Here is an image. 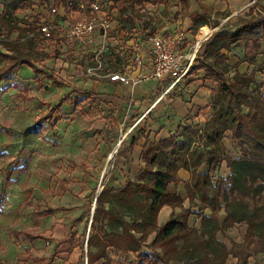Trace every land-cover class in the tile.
Wrapping results in <instances>:
<instances>
[{
  "label": "rangeland",
  "instance_id": "obj_1",
  "mask_svg": "<svg viewBox=\"0 0 264 264\" xmlns=\"http://www.w3.org/2000/svg\"><path fill=\"white\" fill-rule=\"evenodd\" d=\"M16 1L0 0V51L6 53L9 46L15 51L12 52L14 55H20L19 60H13L16 65L8 77L0 82V261L4 264H87L86 241L93 233L91 217L104 177V186L119 187L122 174L125 177L129 176L128 173L136 176L140 165L135 151L131 153L135 139L148 134L151 139L155 137L144 121L120 123L122 108L118 105L123 98L108 99L106 93L81 88L79 81L85 77L82 63L78 58L64 54V48L59 54L54 51V44L41 51L29 42H6L8 37L17 39L35 20L37 12H42L35 6L43 0H26L19 3L21 7L18 10L14 9ZM147 1L153 4L164 2ZM224 8L222 12L203 14L209 18V26L231 27L251 11L253 14L259 9L264 11V0H231ZM5 9H8L7 16H3ZM200 27L199 24L193 32L197 35L193 40L185 39L184 48H193L197 40L203 38L199 36ZM199 42L197 66L205 59L204 41ZM261 51L258 52L254 44L246 49L243 42L232 47L230 52L223 51L230 57L225 62L229 67L227 76L232 77L238 69L254 78L256 84L252 85L253 88L264 83V45ZM23 60L30 61L41 72H35L39 76L32 74L31 78L25 79L26 83L15 82L11 76L16 74L19 65H24ZM8 62V59L0 57V70ZM64 67L71 69L64 70ZM191 84H195V88H190ZM67 86L73 88H64ZM218 88L219 82L207 70H193L182 86L171 91L167 100L158 103L151 119H166L159 122H169L171 132L179 130L188 135L191 146L202 153L205 150L203 144L212 131L214 113L225 108ZM160 94L161 91L157 92L156 98ZM263 94L264 87H258L260 105L264 104ZM196 97L200 104L174 121L173 117L178 115L172 110L173 100L178 98L179 103L186 107ZM61 100L67 105L58 107ZM214 103L217 105L215 109ZM53 107L50 119L39 127L40 119ZM185 129L199 133L204 139ZM222 140L225 159L242 155L230 129L225 131ZM201 161L196 159L198 169L203 170L205 165ZM220 172L224 177L228 175L225 166L220 168ZM218 176L213 177V182L218 181ZM113 180L118 182L113 184ZM180 193L189 206L187 190H180ZM196 201L200 203L198 196ZM258 207L264 211V198ZM50 208L55 211L43 214ZM175 211L179 212L180 208L176 207ZM190 221L200 224L201 219L193 215ZM246 231L247 225L239 223L226 232V237L222 233L219 237L230 249L241 252L243 256L249 254L250 264H264V243L259 245L257 238L247 241ZM31 236L40 238L32 239ZM107 252L113 264H156L123 246H110ZM228 261L227 264H237L238 259L230 256Z\"/></svg>",
  "mask_w": 264,
  "mask_h": 264
},
{
  "label": "trees",
  "instance_id": "obj_2",
  "mask_svg": "<svg viewBox=\"0 0 264 264\" xmlns=\"http://www.w3.org/2000/svg\"><path fill=\"white\" fill-rule=\"evenodd\" d=\"M25 1L17 0L14 9L18 10L21 7L19 3ZM128 2L132 3L131 0ZM180 2L182 13L188 12V1ZM7 15L8 9H5L3 16ZM190 18L196 27L199 24L209 25L206 15L192 13ZM34 30L35 25L27 26L15 42L20 44L24 35ZM241 42L246 49L254 44L257 51L262 52L263 10L259 9L255 14L251 11L231 27L218 28L202 44L205 59L192 71L207 70L219 82L218 91L225 104L222 111L214 113L211 134L203 144L205 150L200 153L191 146L188 135L179 130L159 140H152L146 135L141 152L144 168L135 179H129L124 186L117 188L104 186V177L101 183L103 188L96 196V207L91 217L93 233L86 241L87 264H113L107 252L110 246H123L156 264H227L230 256L238 259L237 264H250L249 254L243 256L241 252L230 249L219 237L221 233L226 237V232L235 225L245 223L246 240L257 238L259 245L264 243V211L258 207L264 198V104L260 105L257 99V88L264 87V83L253 88L252 85L256 84L254 78L238 69L232 77H228L229 67L225 62L230 57L228 53H223L225 50L230 52ZM0 57L9 60L8 65L0 70L2 82L16 65L13 60H19L20 55L0 52ZM21 62L33 66L28 60ZM62 104L58 103V107ZM216 107L214 103V109ZM54 109L40 119L39 127L50 119ZM228 129L233 139L238 141L242 155L225 159L220 141ZM185 131L204 139V136L190 129ZM197 153L200 155L197 156ZM196 156L202 160L205 169H198ZM222 164L229 169L226 177L216 171ZM182 168L191 172L190 180L179 177L178 171ZM217 175L218 181L215 183L213 177ZM181 184L187 190L188 207L180 193ZM196 196L200 203L196 201ZM166 205L171 206L173 212L170 220L160 225L158 215ZM176 207L180 208L179 212L175 211ZM207 208L212 211L210 215L206 214ZM54 211L50 208L43 214ZM220 212L225 214L224 218L219 215ZM193 215L201 219L199 226L190 223ZM152 236L153 239H150ZM0 264L4 262L0 261Z\"/></svg>",
  "mask_w": 264,
  "mask_h": 264
},
{
  "label": "built area",
  "instance_id": "obj_3",
  "mask_svg": "<svg viewBox=\"0 0 264 264\" xmlns=\"http://www.w3.org/2000/svg\"><path fill=\"white\" fill-rule=\"evenodd\" d=\"M44 11L35 30L23 40L54 41L85 58L86 75L94 80L137 85L156 80L166 84V93L189 77L197 64L200 42L185 50L184 35L148 32L143 40L127 39L114 27L116 0H60L43 3ZM43 14V15H42Z\"/></svg>",
  "mask_w": 264,
  "mask_h": 264
},
{
  "label": "crops",
  "instance_id": "obj_4",
  "mask_svg": "<svg viewBox=\"0 0 264 264\" xmlns=\"http://www.w3.org/2000/svg\"><path fill=\"white\" fill-rule=\"evenodd\" d=\"M44 1L59 2L60 0H43L42 3ZM116 1H117V5L114 8L115 30L118 34H120L122 38L125 35H127L126 38L132 39V40H136L137 38H140L143 40L145 34H147L148 32L150 33V32H155V31L166 33V34H172V35L183 34L185 39L187 40L189 38L192 39L193 37H196L197 35L193 33L195 32L196 26L194 22L191 20L190 14L192 13L210 14L212 12H216V13L222 12L225 9L224 6L225 5L227 6V3H231V0H200V1L187 0L189 4L188 12L182 13V4L180 0H164V2H160L159 4L149 3L147 0H140L141 2L136 1V0H131L132 3H129L128 0H116ZM42 3L35 6V8H38V9L40 8L42 12L41 11L37 12V17L31 23L33 25H35V21L38 19L40 13H44V7ZM133 12L135 14H133ZM205 26L209 29V32L203 38L198 39L197 41L205 42L212 35V33L216 29L219 28L218 25L214 26L213 28L212 26H209V25H205ZM205 26H201V27L203 28ZM201 27L199 28L200 33L202 30ZM185 39H184L182 46H185V44L187 43ZM16 40L17 39H10V38L6 39V41H14V42ZM22 41L30 42L32 45H35L36 47H38V49L40 48L41 51H44V49H46L47 47L53 46L52 44H54V51H56L57 53L60 54L61 48H64L65 49L63 52L64 54H66L67 56L72 55L73 57L78 58V62L82 63L81 69H83V74L85 75V77H83L79 81L81 88H83L84 90L90 89L96 92L106 93L107 95L105 96L108 99L110 98L117 99L118 97L123 98L121 103L118 105V107L122 108L121 109L122 111L119 112L122 114L120 123L125 122L126 120L131 121V122H135L138 120L140 123L144 121L149 127V130L152 131V135L155 137L156 140L167 138L171 136V134L175 133V131L171 132V129H170L171 126L169 122H166V124L160 123L163 121L165 122L166 119H163V120L159 119L157 121H153L151 119V116H154L155 109L159 106L158 103L163 102V100H167V95L171 91H173L175 88L166 93V88H167L166 84L162 82H158L156 80L141 81L137 85H133L132 83H127V84L111 83L109 82L108 79L94 80V79L89 78L86 75L85 58L82 52L78 48H74L73 50H71L68 47H61L58 43L54 41H51L52 43H49V44L48 43H45V44L38 43L33 40H23V38H22ZM5 45L8 46L9 44H5ZM184 49L190 50L191 48H184ZM0 52H2V50ZM5 52L6 54H13L15 51L8 46ZM68 65L69 63H66V66ZM70 66L73 67V65H70ZM33 67L34 66H30L28 64L19 65L16 68V74L12 75L11 77H14L15 82L19 81L22 83L23 82L26 83L25 79L31 78L32 74L34 77L39 76V74L37 73L35 74V72H38V73L41 72L38 69L37 71H35ZM71 67L70 68L64 67L65 68L64 70H69L71 69ZM200 71L201 70H198V72ZM13 73H15V70L13 71ZM43 77L44 76L42 75L41 78ZM30 82L32 81L30 80ZM27 83H29V81H27ZM179 86H182V83ZM191 87L195 88V84H191L190 88ZM64 88L71 89L73 87L67 86ZM159 88H160L161 94L159 95L158 98H156L157 97L156 93L157 92L160 93V91H158ZM199 100L200 99L196 97L194 100H192V103L186 104L185 105L186 107H184V105L179 103L178 98L173 100L172 105H174V102H175V105L174 107H172V110L176 111L177 113L176 115H178V117L177 116L173 117L174 118L173 120L176 121L179 118H181V116L187 115V113H189L190 110L193 109L194 105L197 106L200 104ZM60 102H63L61 107L67 105L64 100H61L58 103ZM138 111H139V115L137 114ZM135 140L136 141L133 146L134 149H131V153L135 151L137 162L140 165V170H142L144 168V162L141 159V152H142L143 146L146 143V138L144 136H138ZM224 166L228 174L229 169L227 168L225 164H223L222 167L220 165V167H218L216 171L219 172L220 168H223ZM220 174L222 173L220 172ZM128 175H129L128 177H125V175L122 174V178L120 177V180H122L121 183L123 185H125L129 179L131 180L135 179V175L131 176L129 173ZM178 175L180 178L186 181L190 180L191 178V172L183 168L178 171ZM114 180L111 183L116 184L118 181H114ZM121 183H118L119 187L117 186L115 187L117 188L122 187ZM179 189L183 191L184 187L182 184L180 185ZM185 206H187V204ZM172 212H173V208L171 206H168V205L164 206L159 212L158 223L160 225L167 223L171 218ZM211 213H212L211 209L207 208L206 214L210 215ZM224 215L225 214L222 212L220 216L224 218ZM196 225L199 226L200 224H196Z\"/></svg>",
  "mask_w": 264,
  "mask_h": 264
},
{
  "label": "bare ground",
  "instance_id": "obj_5",
  "mask_svg": "<svg viewBox=\"0 0 264 264\" xmlns=\"http://www.w3.org/2000/svg\"><path fill=\"white\" fill-rule=\"evenodd\" d=\"M209 32V29L205 26L202 28L200 37H204Z\"/></svg>",
  "mask_w": 264,
  "mask_h": 264
},
{
  "label": "water",
  "instance_id": "obj_6",
  "mask_svg": "<svg viewBox=\"0 0 264 264\" xmlns=\"http://www.w3.org/2000/svg\"><path fill=\"white\" fill-rule=\"evenodd\" d=\"M94 209H95V208H94ZM94 209H93V212L95 211ZM91 223H92V220H91Z\"/></svg>",
  "mask_w": 264,
  "mask_h": 264
}]
</instances>
